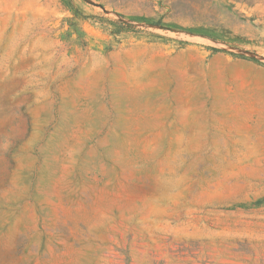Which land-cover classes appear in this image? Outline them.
<instances>
[{
  "label": "rangeland",
  "instance_id": "1",
  "mask_svg": "<svg viewBox=\"0 0 264 264\" xmlns=\"http://www.w3.org/2000/svg\"><path fill=\"white\" fill-rule=\"evenodd\" d=\"M140 42L264 64V0H0V264H264V163L111 91Z\"/></svg>",
  "mask_w": 264,
  "mask_h": 264
},
{
  "label": "crops",
  "instance_id": "2",
  "mask_svg": "<svg viewBox=\"0 0 264 264\" xmlns=\"http://www.w3.org/2000/svg\"><path fill=\"white\" fill-rule=\"evenodd\" d=\"M116 95H148L184 146L230 140V163H264V64L251 57L187 45L140 42L115 53ZM216 134L217 136H212ZM258 158V159H250Z\"/></svg>",
  "mask_w": 264,
  "mask_h": 264
}]
</instances>
